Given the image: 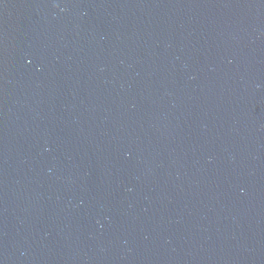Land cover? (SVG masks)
<instances>
[{
	"label": "water",
	"instance_id": "95a60500",
	"mask_svg": "<svg viewBox=\"0 0 264 264\" xmlns=\"http://www.w3.org/2000/svg\"><path fill=\"white\" fill-rule=\"evenodd\" d=\"M0 264H264V0H0Z\"/></svg>",
	"mask_w": 264,
	"mask_h": 264
}]
</instances>
